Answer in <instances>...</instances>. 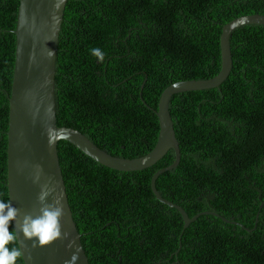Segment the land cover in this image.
<instances>
[{
  "label": "trees",
  "instance_id": "1",
  "mask_svg": "<svg viewBox=\"0 0 264 264\" xmlns=\"http://www.w3.org/2000/svg\"><path fill=\"white\" fill-rule=\"evenodd\" d=\"M19 3L0 0L3 200H9L8 98ZM254 13L264 14V0H68L56 55L57 124L80 130L117 157L149 153L158 139L155 110L163 90L217 75L223 25ZM230 46L232 69L222 84L169 101L181 160L156 186L191 217L205 212L188 226L151 189L153 174L175 161L174 149L149 168L120 171L58 142L90 264H264V24L236 27ZM93 47L103 50V62Z\"/></svg>",
  "mask_w": 264,
  "mask_h": 264
},
{
  "label": "water",
  "instance_id": "2",
  "mask_svg": "<svg viewBox=\"0 0 264 264\" xmlns=\"http://www.w3.org/2000/svg\"><path fill=\"white\" fill-rule=\"evenodd\" d=\"M67 1L20 0L14 30L15 64L8 99L7 187L8 198L19 209V219L14 226L18 232L17 243L22 249L24 264H66L77 250L80 254L77 264H90L66 190L58 154L60 140L69 141L99 163L120 171L149 168L170 149H174L175 161L153 174L151 189L157 199L180 212L184 226L205 213L191 217L181 205L163 197L156 186L159 175L175 168L181 160L169 101L172 95L179 92L214 88L222 84L232 69L231 32L243 24H264V14L261 13L242 15L224 24L220 40L222 65L219 73L209 79L180 80L166 87L155 110L160 125L156 145L149 153L129 159L106 152L78 129L57 124L56 55ZM50 128H57L62 133V138L54 144L49 143ZM42 191H48V203L59 201L62 204L65 212L62 219L65 237L44 246H33L32 241L25 239L19 229L25 215L40 214L42 205L39 196ZM69 244L72 246L69 247Z\"/></svg>",
  "mask_w": 264,
  "mask_h": 264
},
{
  "label": "clouds",
  "instance_id": "3",
  "mask_svg": "<svg viewBox=\"0 0 264 264\" xmlns=\"http://www.w3.org/2000/svg\"><path fill=\"white\" fill-rule=\"evenodd\" d=\"M91 53L100 62L104 61L105 53L101 48L93 47ZM48 137L50 144L56 143L62 138L61 130L50 128ZM47 196L48 191H42L39 196L42 205L40 214L25 215L20 224L19 231L24 234L25 239L32 241L33 246H44L65 237L62 224L65 215L64 208L59 201L55 204L48 203ZM18 219L19 209L14 206L12 201L0 199V264H17L18 259L22 257V249L15 246L18 232L14 225ZM10 245L12 246L10 247ZM71 246L69 244V247ZM79 260L80 254L77 250L72 253L66 264H77Z\"/></svg>",
  "mask_w": 264,
  "mask_h": 264
},
{
  "label": "flooded vegetation",
  "instance_id": "4",
  "mask_svg": "<svg viewBox=\"0 0 264 264\" xmlns=\"http://www.w3.org/2000/svg\"><path fill=\"white\" fill-rule=\"evenodd\" d=\"M8 99H9V98H8ZM236 122H237V121H236ZM242 129H243V128H241V127H235V129H234L233 131L235 132V131H239V130H242ZM245 129L251 131L253 128H252V127H248V126H246ZM263 142H264V141H263ZM263 142H261L260 144H262ZM237 146H240V145H235L234 147H237ZM255 154H257V153H255ZM234 164H235V162H234L232 165H234ZM243 178H244V177H243ZM253 187L257 188L258 185H254Z\"/></svg>",
  "mask_w": 264,
  "mask_h": 264
},
{
  "label": "bare ground",
  "instance_id": "5",
  "mask_svg": "<svg viewBox=\"0 0 264 264\" xmlns=\"http://www.w3.org/2000/svg\"><path fill=\"white\" fill-rule=\"evenodd\" d=\"M1 35V34H0ZM1 41V40H0Z\"/></svg>",
  "mask_w": 264,
  "mask_h": 264
}]
</instances>
